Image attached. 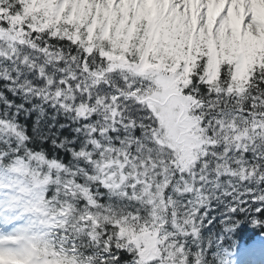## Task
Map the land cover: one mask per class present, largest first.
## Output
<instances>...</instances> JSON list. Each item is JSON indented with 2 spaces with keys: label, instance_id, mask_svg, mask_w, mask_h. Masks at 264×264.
I'll list each match as a JSON object with an SVG mask.
<instances>
[{
  "label": "snow or ice",
  "instance_id": "obj_1",
  "mask_svg": "<svg viewBox=\"0 0 264 264\" xmlns=\"http://www.w3.org/2000/svg\"><path fill=\"white\" fill-rule=\"evenodd\" d=\"M0 264H264V0H0Z\"/></svg>",
  "mask_w": 264,
  "mask_h": 264
}]
</instances>
